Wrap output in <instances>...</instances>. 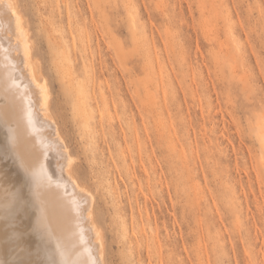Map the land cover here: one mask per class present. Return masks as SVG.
I'll use <instances>...</instances> for the list:
<instances>
[{
	"label": "rangeland",
	"instance_id": "rangeland-1",
	"mask_svg": "<svg viewBox=\"0 0 264 264\" xmlns=\"http://www.w3.org/2000/svg\"><path fill=\"white\" fill-rule=\"evenodd\" d=\"M15 2L104 264H264V0Z\"/></svg>",
	"mask_w": 264,
	"mask_h": 264
},
{
	"label": "bare ground",
	"instance_id": "bare-ground-1",
	"mask_svg": "<svg viewBox=\"0 0 264 264\" xmlns=\"http://www.w3.org/2000/svg\"><path fill=\"white\" fill-rule=\"evenodd\" d=\"M15 4L0 0V264L3 254L5 264L36 257L41 264H104L94 196L71 171L74 158L50 113L46 79Z\"/></svg>",
	"mask_w": 264,
	"mask_h": 264
}]
</instances>
